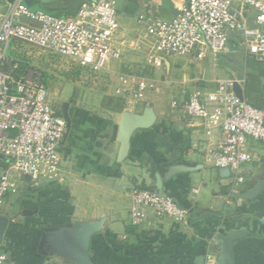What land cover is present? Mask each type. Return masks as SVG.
I'll return each instance as SVG.
<instances>
[{
	"label": "crops",
	"instance_id": "0c3cea01",
	"mask_svg": "<svg viewBox=\"0 0 264 264\" xmlns=\"http://www.w3.org/2000/svg\"><path fill=\"white\" fill-rule=\"evenodd\" d=\"M187 2L117 0L113 46L121 56L109 68L151 72L156 92L148 105L121 106L109 89L45 74L50 103L67 115L60 173L31 186L0 157V179L18 190L0 204L6 264H219L228 234L237 235L232 264H264V142L248 140L244 182L232 192L230 172L209 161L208 151L222 143L219 131L207 135L204 122L181 108L192 93L232 80L242 100L264 112V63L246 54L235 34L215 56L149 59L138 16L171 18ZM27 51L20 56L33 64L36 53ZM133 186L170 196L187 210L186 222L148 211L142 224H130Z\"/></svg>",
	"mask_w": 264,
	"mask_h": 264
},
{
	"label": "built area",
	"instance_id": "2783aa9c",
	"mask_svg": "<svg viewBox=\"0 0 264 264\" xmlns=\"http://www.w3.org/2000/svg\"><path fill=\"white\" fill-rule=\"evenodd\" d=\"M117 0H82L71 16L32 11L23 0H0V157L28 178L31 186L57 180L59 148L66 121L48 99L45 73L21 52L55 55L72 69L107 79V87L125 107L148 105L156 92L152 78L130 69L113 72L110 62L121 52L113 46L118 30ZM149 59L160 55L192 56L222 52L235 34L246 54L264 63V0H188L171 18L138 16ZM18 54V57L16 56ZM74 69V70H75ZM232 80L215 91L194 92L182 101L184 114L201 119L205 133L217 129L222 143L208 151L214 168L231 174V191L244 182L243 165L250 160L248 140L264 142V112L241 100ZM14 182L0 179V204L16 193ZM129 221L139 226L149 211L156 218L185 223L187 210L157 189L133 186ZM8 254L0 240V264Z\"/></svg>",
	"mask_w": 264,
	"mask_h": 264
},
{
	"label": "rangeland",
	"instance_id": "374dc122",
	"mask_svg": "<svg viewBox=\"0 0 264 264\" xmlns=\"http://www.w3.org/2000/svg\"><path fill=\"white\" fill-rule=\"evenodd\" d=\"M81 1L82 0H62L61 4L63 3L64 5L62 6L67 9L68 13H71L73 12V10L77 9ZM28 53H31V52L29 51ZM35 53L36 54L33 56L34 65L33 64L32 65L42 68L45 74H49L50 76L57 77V76L66 75L65 73H68L69 75L79 77L77 81L81 82L84 86L94 88V89H101V88L108 89L107 83H106L107 79L103 78L102 76L96 78V76H93L90 73L85 74L83 72H79V70H76L75 68L74 70L71 68V66H69L68 63L65 62L64 59L62 60L55 55L42 53L40 51H36ZM16 56L18 57V54H16ZM35 58H37L39 61L41 60V62L39 63L37 61L35 62ZM140 71L145 75L147 73L151 74V72L149 73L147 70L145 71L141 67H140ZM45 84L47 86V77H45Z\"/></svg>",
	"mask_w": 264,
	"mask_h": 264
},
{
	"label": "water",
	"instance_id": "95a60500",
	"mask_svg": "<svg viewBox=\"0 0 264 264\" xmlns=\"http://www.w3.org/2000/svg\"><path fill=\"white\" fill-rule=\"evenodd\" d=\"M58 0H23V4L27 6L32 11H43L46 13H51L50 11L46 10L42 4L51 3ZM232 90L234 93L242 100L241 92L239 85L235 82L232 85ZM60 114L63 116L65 121L67 120L66 110L64 107L60 110ZM226 171V170H225ZM27 178V177H26ZM28 179V178H27ZM261 222L264 224V216L260 219ZM237 238L235 234H228L222 239L223 242V252L220 256L219 264H232V245L234 240Z\"/></svg>",
	"mask_w": 264,
	"mask_h": 264
},
{
	"label": "trees",
	"instance_id": "16d2710c",
	"mask_svg": "<svg viewBox=\"0 0 264 264\" xmlns=\"http://www.w3.org/2000/svg\"><path fill=\"white\" fill-rule=\"evenodd\" d=\"M43 5H48V6H44V8L48 11L51 12V14L56 15V16H71L73 15L77 9L73 10V12L68 13L67 9L65 7H63L62 5H64L63 3L61 4V1H54L51 3H46V4H42ZM78 8V7H77ZM21 59V65L22 66H27V61H25V59ZM119 105H123V101L119 98Z\"/></svg>",
	"mask_w": 264,
	"mask_h": 264
},
{
	"label": "flooded vegetation",
	"instance_id": "af4514ba",
	"mask_svg": "<svg viewBox=\"0 0 264 264\" xmlns=\"http://www.w3.org/2000/svg\"><path fill=\"white\" fill-rule=\"evenodd\" d=\"M60 1H62V0H60ZM44 6H48V5H43V7H44Z\"/></svg>",
	"mask_w": 264,
	"mask_h": 264
}]
</instances>
